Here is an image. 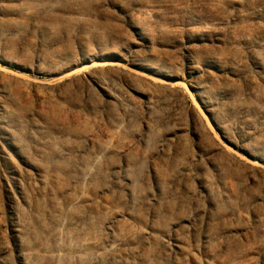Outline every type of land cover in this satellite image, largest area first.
<instances>
[{"label": "rangeland", "instance_id": "obj_1", "mask_svg": "<svg viewBox=\"0 0 264 264\" xmlns=\"http://www.w3.org/2000/svg\"><path fill=\"white\" fill-rule=\"evenodd\" d=\"M0 264H264V0H0Z\"/></svg>", "mask_w": 264, "mask_h": 264}, {"label": "bare ground", "instance_id": "obj_2", "mask_svg": "<svg viewBox=\"0 0 264 264\" xmlns=\"http://www.w3.org/2000/svg\"><path fill=\"white\" fill-rule=\"evenodd\" d=\"M101 63V62H100ZM95 65H111L110 63H102V64H98V63H95L94 64V66ZM119 65V64H118ZM111 66H113V65H111ZM121 67V66H120ZM86 68V67H85ZM146 78V77H145ZM140 79V78H139ZM147 82H149V81H147ZM162 83V82H161ZM166 84V83H165ZM169 84H172V83H169ZM175 85L177 84V83H174ZM175 85H173V87L175 86ZM169 87V86H168ZM172 88V87H171ZM141 93V92H140ZM252 166V165H251ZM83 178H85V177H83ZM87 244H88V242L87 241H82V242H80V247H82V248H84L85 246H87Z\"/></svg>", "mask_w": 264, "mask_h": 264}]
</instances>
